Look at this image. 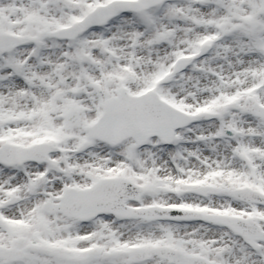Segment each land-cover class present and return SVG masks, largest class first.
Here are the masks:
<instances>
[{"label":"snow or ice","instance_id":"1","mask_svg":"<svg viewBox=\"0 0 264 264\" xmlns=\"http://www.w3.org/2000/svg\"><path fill=\"white\" fill-rule=\"evenodd\" d=\"M0 264H264V0H0Z\"/></svg>","mask_w":264,"mask_h":264}]
</instances>
